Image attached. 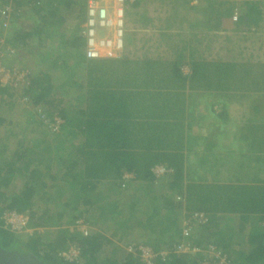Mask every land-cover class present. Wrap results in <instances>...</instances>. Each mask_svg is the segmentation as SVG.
<instances>
[{
    "label": "trees",
    "instance_id": "obj_1",
    "mask_svg": "<svg viewBox=\"0 0 264 264\" xmlns=\"http://www.w3.org/2000/svg\"><path fill=\"white\" fill-rule=\"evenodd\" d=\"M140 1H128L125 15ZM163 1L169 6L177 2L179 12L194 8L193 0ZM194 1L198 5L207 1L208 14L202 12L205 20H211L208 30H219L223 21L230 23L235 9L239 10L236 28L264 26V0ZM2 5L10 7V19L37 17L40 38L34 43L39 52L27 82L0 86V112L3 105L15 109V102L9 100L16 95L17 104L36 107L26 108L32 117L55 113L62 122L50 143L44 139L47 126L43 128L38 119L26 121L32 125L31 132L42 135L29 146L24 134L10 149L6 141L19 134L9 130L0 137L1 248L30 252L46 264H142L137 249L142 244L166 251L157 254L153 264H199L198 253H174L173 245L183 239L182 219L203 212L206 222L196 224L184 240L190 245L213 242L233 264H264V120L260 114L264 103L254 104L252 99L244 124L233 125L235 133L223 131L229 120L226 99L236 96L246 101L248 96L264 95V63L197 60L184 31L173 33L179 40L171 60L129 58L131 36L125 38L117 58L86 59L81 27L75 25L69 38L57 41L53 36L60 28L62 9L79 6L74 18L83 19L82 0L79 5L75 0H0ZM184 25L193 29L194 23ZM61 29L66 28L61 25ZM168 37L163 33L162 41ZM47 39L50 44L55 40L58 54L53 60L40 50ZM30 40L31 33L18 32L5 45L27 46ZM9 57L5 56V64ZM185 64L190 74L181 71ZM208 95H213L209 101ZM188 97L193 98L192 104H187ZM202 102L206 113L198 111ZM205 121L207 131L215 126L216 141L208 138L210 131L195 136L194 130ZM10 123L11 117L0 114V132ZM69 135L81 140L65 145L62 139ZM185 153L193 155L186 166ZM218 158L227 160L221 164ZM157 163L169 171L155 176L151 169ZM107 192L114 194L113 201L100 212L97 203ZM5 211L28 215L25 229L32 231L23 235L4 225ZM217 212L238 215L242 229L209 240L205 225L213 224ZM120 214L124 217L112 237L123 239L128 231L137 230L140 240H127L131 250L124 247L123 253L102 230L84 236L73 228L78 219L93 227L97 222H117ZM70 245L79 249L78 258L71 261L59 255ZM109 246L112 253L106 255L104 247Z\"/></svg>",
    "mask_w": 264,
    "mask_h": 264
},
{
    "label": "rangeland",
    "instance_id": "obj_2",
    "mask_svg": "<svg viewBox=\"0 0 264 264\" xmlns=\"http://www.w3.org/2000/svg\"><path fill=\"white\" fill-rule=\"evenodd\" d=\"M163 0H143L140 1V4L137 6L136 9L130 10L129 12H126V15L124 14V25H125V38L128 36H131V43H130V53L129 58L137 59L141 57H159L160 59H172L173 58V47L178 42L179 37L178 35H174L177 32L184 31L188 35V39L192 41L193 33L197 34V38L201 39L198 43H190L191 47L195 49L194 56L198 59H206V60H230L232 58H236L240 62H246L248 60L252 61V63H264V26L260 25L258 26L257 30H253L251 32V29H244L242 27H237L235 25L236 18L232 15V20L230 23H226V21L222 22V25L217 31H204L202 28V25L204 26V23L206 25L211 24L207 20H205V14L202 12L205 10L207 13V3L203 4L202 6L194 7L188 12L178 11L180 10L179 7H177V2L173 1V4L169 6V4H163ZM213 8L214 3H211ZM177 5V6H176ZM178 11V12H177ZM234 13V12H233ZM208 14V13H207ZM239 14V10L236 12V17ZM262 19L264 20V9L262 10ZM24 20H27L26 18ZM197 22L196 24L198 27L202 28L199 30H189L184 24H189L190 22ZM30 22H28V25ZM23 25L27 26V22ZM175 32V33H174ZM163 33L168 34L169 37L166 41H162ZM174 33V34H173ZM173 34V35H172ZM205 37L208 39V44H205L206 41L204 39ZM4 38V37H3ZM7 38H4V41ZM8 43V42H7ZM190 46L186 47L189 49ZM29 66V64H28ZM34 65L32 64L30 68H34ZM213 96V95H212ZM212 96L208 95L205 97L206 100H211ZM255 97V96H254ZM253 96H248V100L242 101V97H234L230 100L226 99L224 102V105L226 107V112L228 114V122L225 123V129L223 131L232 132L234 131L235 126H241L244 124L245 117L247 116L248 110L246 108L247 105L250 104V101L252 99H255L254 104H262L264 103V95L262 93L256 94V98ZM12 101L14 103V108H12L11 111H9V108H7L9 105H3L2 111L0 114L6 115L11 117L12 123L10 125H6L2 132H0V137H3L7 133V131L11 130L12 132L19 134L16 137L11 136L7 140L8 148L14 146L13 142L18 141L19 137H23V134L25 135V138L27 141L25 142L26 146H29L35 137H41L42 135L36 134L35 132H31L30 128L31 126H28L27 120L28 119H34L40 120V124L44 126H47L45 129L44 139L46 140V143H50L54 137H56V133L50 126L45 122L44 119L41 117H32V112L30 110H26L24 107H20L19 104H17L16 99L17 96L13 95ZM192 97L187 98V104H192L191 100ZM214 99V98H213ZM8 101V104H9ZM253 104V100L251 102ZM215 107V106H214ZM218 107H216L217 109ZM14 109V110H13ZM40 110H35V112H38ZM198 111L201 113H206L207 108L205 104L202 102V104L198 105ZM260 114L263 115L264 120V111H261ZM37 120V121H38ZM206 123H209L208 121L203 122L204 125H207ZM203 125V126H204ZM202 126V127H203ZM207 126H204V128H197L195 131V136L200 137L199 134L203 133L204 135L206 132H209L208 138L211 137V141H216V131H214V127L210 128L211 130L207 131ZM21 128L23 130H21ZM41 128V127H40ZM44 128V127H43ZM30 131V132H29ZM6 132V133H5ZM31 133V134H29ZM225 133V132H224ZM235 133V131H234ZM3 134V135H2ZM2 138H0L1 140ZM208 141L207 139H204L203 142ZM213 142V141H212ZM34 143V142H33ZM193 156V155H192ZM227 160L226 158H218L219 163H223V161ZM132 194V193H130ZM113 198L112 196L110 199H102L100 202H98V205H101L99 208H96L98 211H102L101 207L104 209L107 208L108 203H110ZM38 203H41L39 201ZM52 207L53 205H49ZM56 207V206H54ZM96 211L95 213H97ZM124 216L121 214L116 218L117 222H111V224L105 223L101 224L97 222V225H93L92 231H97L98 229L102 230L104 234L109 237V239L119 246V253H123L124 247L127 248V240L129 241H139V238L137 237L139 231L137 230H130L127 232L126 235H124L123 239H118L117 236L112 237V234L115 233L119 229V224L121 222V219ZM104 228H103V227ZM117 226V229H116ZM102 228V229H101ZM29 229V228H27ZM31 229L29 230H23L20 232L23 235H26L30 233ZM101 231V232H102ZM102 232V233H103ZM120 232V231H119ZM117 247V246H116ZM113 247L109 246L104 247V253L106 255L111 254V249ZM117 250V249H116Z\"/></svg>",
    "mask_w": 264,
    "mask_h": 264
},
{
    "label": "built area",
    "instance_id": "obj_3",
    "mask_svg": "<svg viewBox=\"0 0 264 264\" xmlns=\"http://www.w3.org/2000/svg\"><path fill=\"white\" fill-rule=\"evenodd\" d=\"M132 0H86L85 21L82 33L84 36L85 47L84 56L87 59H96L102 56H117L124 47L125 25L124 11L125 5ZM10 7L2 5L0 7V20L9 19ZM237 10H234L233 17L236 18ZM1 24V23H0ZM1 27V26H0ZM4 38L0 35V86L12 87L28 80V70L17 66H7L4 63L5 56H12L14 49L8 44L5 45ZM181 71L189 73L187 65H183ZM54 130L58 131L59 124L62 122L57 114L48 117H41ZM155 176L167 173L169 170L163 165H155L152 169ZM128 177L129 175H125ZM131 176V174H130ZM129 176V177H130ZM1 219L4 225H9L11 230L22 232L28 221V215L20 214L15 211H5ZM207 216L203 212H198L182 219L181 237L182 240L173 245L174 253H190L200 255L199 264H233L228 261L225 254L214 244L205 243L203 245H190L186 239L193 233V228L197 223H205ZM73 228L81 232L84 236L89 235L92 227L81 219L75 221ZM131 250V246L127 245ZM138 255L142 264H153V259L157 254L164 255L166 251L161 249L154 251L150 247L139 244ZM60 257L69 261L75 260L79 256V249L75 245H70L65 251L59 253Z\"/></svg>",
    "mask_w": 264,
    "mask_h": 264
},
{
    "label": "crops",
    "instance_id": "obj_4",
    "mask_svg": "<svg viewBox=\"0 0 264 264\" xmlns=\"http://www.w3.org/2000/svg\"><path fill=\"white\" fill-rule=\"evenodd\" d=\"M83 3H84V17L81 21L79 20H76L74 18V16H76V12H78L79 10V6H73L74 9L73 10H70V9H62L61 10V7H57L59 8L58 10H61L60 11V14L62 16L61 18V22L59 24L60 28H58L56 31H53V36H55V39H57V41H59L61 39V37H65V38H69L70 35L72 34V30L74 29L75 25L81 27V31L83 29V24H84V21H85V7H86V0H82ZM81 0H75V3H77L78 5L80 4ZM207 1L205 2H201L199 5L197 4V1H190V4L193 5V7H200L202 6L203 4H205ZM55 4V3H54ZM201 8V7H200ZM22 18V19H21ZM17 17V18H14L11 19H7V20H0V35L4 38H10L14 33H18V32H26V33H31V40L29 42V44L27 46H22V45H14V54L9 57L10 59L6 61V65L7 66H17L19 68H22V69H27L29 70L30 66L33 64L34 65V57L36 55L37 52V47L34 46V43L36 41L39 40L40 36L38 35L37 33V28L39 26H37V23H40V20H38L37 17H27L26 19L27 20H24L23 18L25 17ZM230 21H233L232 19ZM27 22V26L23 25L24 23ZM28 22H30V24L28 25ZM236 22V20H235ZM191 23H194L193 25V29H189V30H193L194 29L196 30H199V29H202L204 31H215V30H208L206 28V24L204 23V26L202 25V28L198 27L196 25V23L198 24V21L197 22H191ZM190 24V23H189ZM61 25L62 27L64 26L66 29L64 31H62L61 29ZM40 26H44L43 24H41ZM236 28V27H235ZM242 28L244 29H251V32L253 30H257L258 28L256 27H251V28H247L246 26H243ZM222 30V28H219ZM62 31V32H61ZM206 35H204V39L206 40L204 43L205 44H208V37L206 38L205 37ZM49 39H47L45 41V43L47 44L46 46H42L40 48V50H43L41 52H44L46 53L52 60L54 57L55 54H58V53H55L56 51V48L54 45V42L55 40L51 41V44L48 42ZM199 40L201 41V39L197 38V34L196 33H193V36H192V43L196 42L198 43ZM5 43L6 40H5ZM9 43V42H8ZM191 46V45H190ZM31 48H33V51H31ZM193 48V47H192ZM194 49V48H193ZM195 50V49H194ZM31 51V52H30ZM188 51H186L185 55L187 56ZM119 55L117 56H102L100 58H117ZM86 58V57H85ZM141 58H147V59H152V60H158L160 59L159 57H156V58H153V57H141ZM140 58V59H141ZM87 59V58H86ZM97 59V58H96ZM161 60V59H160ZM165 60V59H163ZM201 60H206V59H201ZM22 64V65H21ZM29 64V66H28ZM67 65L68 66H71L72 65V60L70 59L68 62H67ZM187 65V64H185ZM188 66V65H187ZM190 74V73H189ZM59 76V75H58ZM61 78H63L61 76ZM59 78V79H61ZM204 93V91H203ZM189 105V104H188ZM20 107H22V105H19ZM28 109H36V107H26ZM80 136H76L74 139L72 137V135L70 136H64L63 139H62V142L64 141L65 145H67L69 142H74L75 144L76 143H79L80 141ZM217 150V149H216ZM217 152V151H216ZM192 155H189L187 153L184 154L183 156V162H184V165L186 166L187 164V159L188 157L191 158ZM161 163V162H160ZM159 163L157 164H154V165H158ZM163 164V163H161ZM125 172H128V171H125ZM131 172V171H130ZM124 173V172H123ZM166 182V181H165ZM128 185V184H127ZM126 185V186H127ZM108 194L104 197V200L105 199H110V196H112L114 198V194L113 195H110V192H107ZM131 193V192H130ZM207 216V215H206ZM209 216V215H208ZM211 218V217H210ZM211 219H215L213 224L212 223H208L207 225H205V228L206 230L209 228V233H208V236H209V240H213V241H216L218 239V237H220V235L223 237V235L225 236L226 232L229 231V230H237L238 228L239 229H242V227L240 226V223H241V219L238 215L236 214H232V213H228V212H217L213 218ZM198 224V223H197ZM203 224V223H201ZM196 225V224H195ZM93 226V225H92ZM199 226V225H198ZM103 227V226H102ZM181 227V225H180ZM179 227V228H180ZM199 227H203V226H199ZM104 228V227H103ZM204 228V229H205ZM244 228V227H243ZM201 229V228H200ZM93 230V229H92ZM92 232V231H91ZM213 243V242H211ZM215 244V243H214ZM114 245V244H113ZM118 245V244H117Z\"/></svg>",
    "mask_w": 264,
    "mask_h": 264
},
{
    "label": "water",
    "instance_id": "obj_5",
    "mask_svg": "<svg viewBox=\"0 0 264 264\" xmlns=\"http://www.w3.org/2000/svg\"><path fill=\"white\" fill-rule=\"evenodd\" d=\"M0 264H46L30 252L6 250L0 247Z\"/></svg>",
    "mask_w": 264,
    "mask_h": 264
},
{
    "label": "clouds",
    "instance_id": "obj_6",
    "mask_svg": "<svg viewBox=\"0 0 264 264\" xmlns=\"http://www.w3.org/2000/svg\"><path fill=\"white\" fill-rule=\"evenodd\" d=\"M84 47H85V45H84ZM211 243V242H210ZM212 244H214V243H212ZM215 245V244H214ZM190 254V253H189Z\"/></svg>",
    "mask_w": 264,
    "mask_h": 264
}]
</instances>
